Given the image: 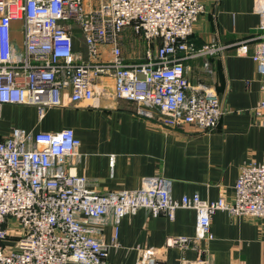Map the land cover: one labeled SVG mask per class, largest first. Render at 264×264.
I'll return each mask as SVG.
<instances>
[{"label":"built area","instance_id":"built-area-1","mask_svg":"<svg viewBox=\"0 0 264 264\" xmlns=\"http://www.w3.org/2000/svg\"><path fill=\"white\" fill-rule=\"evenodd\" d=\"M204 10L200 0H0V120L6 104L35 105L40 118L48 108L96 104L100 81L110 76L116 96L136 102L140 115L157 110L169 126L215 129L222 100L210 86L192 85L186 74V60L222 49L191 39ZM255 10L262 33L252 58L263 84L253 112L264 126V0H255ZM16 20L22 21V48L13 39ZM127 27L149 44L142 61L130 62L123 54L119 35ZM78 41L84 51L76 49ZM237 53L246 55L247 43ZM80 147L73 128L34 133L14 127L0 133V264H111L109 251L119 245L122 219L141 208L170 219L179 208L195 209L196 235L172 236L168 244L208 254L171 262L146 249L136 264H211L209 247L198 244L214 238L212 217L219 210L258 218L264 233V158L242 164L231 200H205L198 193L177 199L162 175L145 177L133 190L90 189L76 170ZM107 222L115 231L110 244L99 236V225Z\"/></svg>","mask_w":264,"mask_h":264},{"label":"crops","instance_id":"crops-1","mask_svg":"<svg viewBox=\"0 0 264 264\" xmlns=\"http://www.w3.org/2000/svg\"><path fill=\"white\" fill-rule=\"evenodd\" d=\"M200 1L205 10L191 39L197 46L216 42L222 49L213 56L186 60V74L192 85H208L222 100L224 113L215 129L205 131L189 123L169 126L157 110L151 116L140 115L136 102L116 96L114 79L108 76L100 81L96 104L81 101L48 108L43 118L35 105H4L0 133L8 135L14 127L34 133L73 128L81 140L76 170L98 193L138 189L145 177L162 175L170 179L174 198L198 193L205 200H231L242 164L264 158V126L253 112L262 98L263 80L252 58L261 40L260 15L255 0ZM21 25L20 20L13 23V39L20 48ZM75 33L80 37L78 30ZM78 43L76 49L84 51ZM242 43H247L246 55L237 53ZM109 49L105 47L106 55ZM196 225L195 209L179 208L170 219L141 208L122 219L119 245L110 248L109 261L136 264L146 249H154L161 260L195 261L208 253L170 246L168 239L193 237ZM99 226V236L112 243L114 226L109 222ZM211 229L214 238L198 244L209 247L211 264H264V233L258 218L219 210Z\"/></svg>","mask_w":264,"mask_h":264},{"label":"rangeland","instance_id":"rangeland-1","mask_svg":"<svg viewBox=\"0 0 264 264\" xmlns=\"http://www.w3.org/2000/svg\"><path fill=\"white\" fill-rule=\"evenodd\" d=\"M75 29L80 32V29L75 26ZM120 44L123 50V54L125 58L130 59V62L142 61L149 48V44L147 41L142 37V35L136 33L132 27L125 28L119 35ZM79 44V43H78ZM82 49V42H80ZM159 43H155L152 45L153 51L156 50ZM202 84V83H200Z\"/></svg>","mask_w":264,"mask_h":264}]
</instances>
